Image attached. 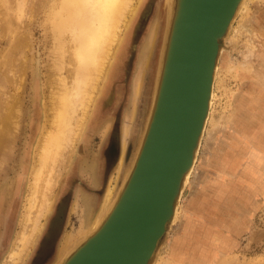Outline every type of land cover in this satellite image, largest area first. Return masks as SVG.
<instances>
[{
	"label": "rangeland",
	"instance_id": "374dc122",
	"mask_svg": "<svg viewBox=\"0 0 264 264\" xmlns=\"http://www.w3.org/2000/svg\"><path fill=\"white\" fill-rule=\"evenodd\" d=\"M165 1L140 4L73 159L53 188L55 206L40 221L42 233L22 264H52L65 236L75 235L82 226L83 198L95 200L94 210L100 208L123 145L129 164L153 105ZM248 8L233 28L241 23L254 42L246 48L244 36L234 43L232 32L222 41L213 117L200 143L191 184L185 185L177 218L161 244L158 264H264V39L257 42L258 36H264V0L250 1ZM47 18L45 7L29 26L32 47L27 55L32 68L23 88L19 91L0 74L1 88L20 93L21 101L11 157L0 153V264L6 263L17 242L31 194L54 44ZM12 41L10 35L1 39L0 52L8 50ZM150 41L149 58L142 67ZM235 64L239 71L232 73L229 69ZM232 113L228 122L225 117ZM214 122L221 126L213 133ZM96 158L103 163L99 184L83 167Z\"/></svg>",
	"mask_w": 264,
	"mask_h": 264
},
{
	"label": "bare ground",
	"instance_id": "6f19581e",
	"mask_svg": "<svg viewBox=\"0 0 264 264\" xmlns=\"http://www.w3.org/2000/svg\"><path fill=\"white\" fill-rule=\"evenodd\" d=\"M250 1L253 0H240L226 31L227 34L232 32L231 41H235L234 43L247 36L244 43L246 48L254 42L249 38L250 30L241 23L234 28L233 25L238 17L247 15ZM142 2L143 0H0V40L8 35L13 38L12 44H8L10 48L0 52V74L2 72L6 75L10 85L17 87L20 91L27 73L32 68L31 60L27 55L32 47L29 26L39 11L45 7H47V25L54 43L49 65L44 125L37 140L32 178L29 182L31 194L28 198L23 228L5 264H22L28 257L31 247L37 243L42 233L40 221L55 206L52 203L53 188L60 180L61 172L69 166L73 159L96 102L102 95L103 86L123 46L125 34L135 20ZM176 3L177 0H166L164 3L162 42L153 82V92L155 89L156 93L167 54ZM262 39L264 36L263 38L258 36L257 42L260 43ZM152 42L150 41L145 48L146 58L142 62V67L149 58ZM223 48L219 45L213 65L203 125L197 138L199 147L196 145L194 148L192 161L184 173L182 180L184 185L190 183L198 159L200 142L209 120L213 117L215 88L219 81V61ZM241 69L249 70L244 66H241ZM229 71L237 73L238 65H232ZM138 86L140 87L139 84ZM20 109V93L11 94L7 88H1L0 85V153L3 154H1L2 157H5L4 155L11 157L10 152L19 128ZM232 118H234L233 113L225 117L228 122H232ZM220 126L221 124L215 123L212 126L214 127L213 133L218 131ZM144 131L127 165L125 164L127 146H122L114 176L106 188L100 208L94 210L95 200L88 197L83 198L82 226L75 235L65 236L52 264H63L85 241L100 230L111 215L136 164L143 145L142 141L145 138ZM102 166L103 163L98 158L83 164L84 169L87 168L92 175L93 182L97 184L101 181ZM179 201V198L176 199L172 205L173 215L170 222H166V229L177 218L181 208ZM165 236L164 234L159 239L151 259L146 264L159 263L161 244Z\"/></svg>",
	"mask_w": 264,
	"mask_h": 264
},
{
	"label": "water",
	"instance_id": "95a60500",
	"mask_svg": "<svg viewBox=\"0 0 264 264\" xmlns=\"http://www.w3.org/2000/svg\"><path fill=\"white\" fill-rule=\"evenodd\" d=\"M239 2L177 0L136 164L104 225L63 264L149 262L185 187L182 180L199 145L213 65Z\"/></svg>",
	"mask_w": 264,
	"mask_h": 264
}]
</instances>
